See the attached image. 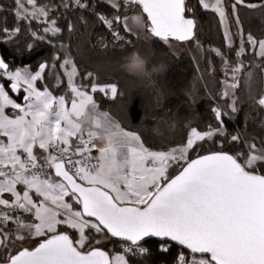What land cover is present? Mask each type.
Here are the masks:
<instances>
[{"label": "snow or ice", "instance_id": "snow-or-ice-1", "mask_svg": "<svg viewBox=\"0 0 264 264\" xmlns=\"http://www.w3.org/2000/svg\"><path fill=\"white\" fill-rule=\"evenodd\" d=\"M107 2L116 14L109 18L97 13V19L119 47L131 44L125 36L134 34L136 28H147L165 43L195 38L196 21L186 17V12L194 10L186 0H123V12L120 0ZM198 2L203 9L218 13L221 23L228 18L223 0ZM15 4L17 26L0 28V35L8 40L19 34V22L24 20L43 18L42 22L50 25L44 33L61 31L55 19H48L47 5L38 4V0H15ZM74 4L80 9L89 7L82 0H74ZM135 6L147 14L150 25L140 14H127ZM238 6L264 8L234 0L232 16L237 25ZM68 30H73L71 23ZM30 34L34 39H44L31 29ZM237 34L243 52V29ZM225 39L230 40L228 32ZM246 42L264 58V39L258 40L249 32ZM28 47L31 50L32 45ZM67 65H71L70 72ZM47 67L44 62L35 72L27 68L12 71L0 58V78L7 77L12 91L24 86L27 93L26 106H22L0 83V136L7 138L6 143L0 140V250L9 253L4 264H132L133 259L150 254L144 245L153 239L161 253H167L173 242L182 247L175 264H264V174L256 167L259 163L264 168V146L258 148L253 141L247 153L234 156L219 150L188 159V151L195 150L198 141L226 135L222 116L227 114L213 108L218 127L209 126L207 131L192 127L182 145L152 151L140 134L126 131L108 113L98 111L93 96L81 90L88 85L73 82L77 68L70 59L59 67L68 76L71 107H66L64 96H53L47 87L39 90L36 82ZM122 67L133 76L150 75L146 58L135 51ZM242 67L230 68L233 82L229 87L233 90L239 85L237 76ZM84 78L91 81L93 93L110 91L113 98L118 95L116 84L97 83L93 72ZM247 83L251 87V73ZM222 95L229 92L225 90ZM254 100L264 110V93ZM8 106L19 110L15 118L5 114ZM229 107L238 111L235 99ZM239 139L238 135L231 136L233 142ZM97 140L102 146L95 143ZM37 144L49 153L44 161L34 154ZM93 149L98 152L95 157L91 155ZM172 164L179 171L170 177ZM53 172L58 179L53 178ZM61 225L76 231L78 239L58 231ZM93 232L105 239L119 238L123 253L110 258L100 247L85 251ZM33 237L41 238L35 246L17 248L18 242Z\"/></svg>", "mask_w": 264, "mask_h": 264}, {"label": "trees", "instance_id": "trees-1", "mask_svg": "<svg viewBox=\"0 0 264 264\" xmlns=\"http://www.w3.org/2000/svg\"><path fill=\"white\" fill-rule=\"evenodd\" d=\"M224 1L230 40L225 39L220 19L214 10L203 9L198 0H186L194 10L186 12V17L196 21L195 38L182 42L184 47L175 54L158 38L152 36L148 42H144L135 33L125 36L131 44L117 46L109 30L98 21L96 15L103 13L111 18L116 14L107 0H82L89 5L84 9L76 7L74 0H38V4L50 8L48 19H55L56 27L61 31L55 35L44 33L43 29L50 25L43 23V18L20 21V32L13 39L8 40L0 35V56L9 64V69L27 68L36 71L41 63L47 62L49 67L42 74L43 78L37 81V86H45L56 96H64L67 100L71 99L70 91L65 83L64 68H60L59 64L66 58L70 59L77 68L74 77L76 84L88 85L81 89L91 92L97 108L108 113L126 131L140 134L145 146L154 151H167L182 145L192 127L200 131H207L209 126L218 127L212 109L219 108L227 114L222 116L226 135H213L205 141H198V147L189 150L187 157L193 159L219 150L235 156L246 150L241 141L231 140V136L239 131L253 137L260 147L264 146V110L254 100V97L258 99L264 93V58L257 55L256 49L246 42L249 32L257 39H264V8L238 6L240 24L237 25L231 8L234 0ZM253 1L258 6L264 5V0ZM245 2L253 4L252 0ZM120 3L123 12V1L120 0ZM64 4L69 7L65 8ZM15 9V0H0V28L12 29L17 26ZM134 13H141L138 6L127 14ZM69 23L73 25L72 31L68 30ZM240 28L243 29L245 40L243 52L241 36L237 34ZM30 29L44 39H34ZM121 35H125L122 29ZM233 39L237 43L232 42ZM29 44L32 45L31 50ZM134 50L146 56L149 76L137 77L123 70L125 58ZM237 64L243 67L237 76L239 85L234 89L238 111L232 112L229 98L222 94L230 68ZM154 67L159 70L153 72ZM88 72L97 76L99 84H116L118 95L113 98L108 92L93 93L91 81L84 78ZM249 73L252 74L251 87L247 83ZM2 74L0 72V76ZM0 82L9 94L14 95L8 79L0 78ZM256 167L259 174H264V168L259 164ZM178 171V166L172 164L168 175L174 176ZM58 231H66L74 239L76 237L75 231L64 225L59 226ZM91 236L94 241L100 235L93 232ZM108 241L110 247L105 248V251L109 256L121 250L120 241L113 238ZM25 242H18L17 248ZM144 246L150 249V254L133 259L132 264H175V258L182 251L171 244L167 253H161L154 239ZM88 248L87 245L84 250ZM15 250L11 249L12 252ZM8 255V252L0 250V262H5Z\"/></svg>", "mask_w": 264, "mask_h": 264}, {"label": "rangeland", "instance_id": "rangeland-1", "mask_svg": "<svg viewBox=\"0 0 264 264\" xmlns=\"http://www.w3.org/2000/svg\"><path fill=\"white\" fill-rule=\"evenodd\" d=\"M252 3L253 4H256V1H253L252 0ZM233 4V3H232ZM223 7H224V9H225V11L227 10V7L225 6V1L223 0ZM232 8V7H231ZM209 10H212V9H210L209 8ZM137 14H140L141 15V13H134V14H131V15H129V16H132V15H137ZM217 15H218V13H217ZM218 17H219V15H218ZM142 18H143V20H144V22L147 24V21H146V19L144 18V16H142ZM219 19H220V17H219ZM220 22H221V20H220ZM129 25L130 26H132V22H131V20H129ZM221 26H222V30H223V33L225 34L226 32H228L229 33V31H228V28H227V24H226V20L223 22V23H221ZM135 34H137V35H139V37L141 38V40H143L144 42H148L151 38H152V35L150 34V32L148 31V29L147 28H143V29H141V28H136L135 29V32H134ZM259 40V39H258ZM232 42H234V43H237V41H236V39L234 40H232ZM167 45H168V47L170 48V50L173 52V53H177L178 51H179V49L183 46L184 47V43H182V42H178V41H176V40H171L170 39V41L168 42V43H166ZM135 51V50H134ZM134 51H132V52H134ZM256 51V53L258 52V49H256L255 50ZM131 52V53H132ZM135 52H137V53H139V55L140 56H142L143 58H146V56L145 55H143L140 51H138V50H136ZM130 53V54H131ZM146 61H147V58H146ZM238 65H240V64H237L236 66H238ZM235 66V67H236ZM148 67V66H147ZM66 68H67V71H71V65H67L66 66ZM17 69V68H16ZM16 69H9V70H12V71H14V70H16ZM21 69H24V68H21ZM37 71V70H36ZM32 72H35V71H32ZM229 74V77H228V80L225 82V84H224V90L223 91H225V90H227L228 92H229V95L228 96H226V97H228L229 98V100H230V104H232L233 103V100H234V90L233 89H231L230 87H229V84H231L233 81H232V73L231 72H229L228 73ZM63 75H64V79H65V83H66V85H67V88H68V90L70 91V98L71 99H69V100H67V98H65V101H66V107H68V108H70L71 107V100L73 99V94L71 93V90H70V88L68 87V76L67 75H65V69H63ZM5 78L7 79V77L5 76ZM73 82L76 84V82H75V78H73ZM0 83H2V82H0ZM3 84V83H2ZM9 85H10V82H9ZM77 85V84H76ZM78 86V85H77ZM36 87L39 89V90H44V88H45V86H43V87H39V86H37V82H36ZM7 90V89H6ZM49 90V89H48ZM81 90H83V89H81ZM8 91V90H7ZM12 91V90H11ZM50 91V90H49ZM83 91H86V90H83ZM13 92V94L14 95H11V94H9V96H10V98L11 99H13L16 103H18V104H21L22 106H26V101H25V99H24V97L27 95V93L24 91V86H21L20 87V89H19V91H12ZM51 92V91H50ZM88 92V94L89 95H91V92L90 91H87ZM8 93H9V91H8ZM52 93V92H51ZM52 95L53 96H55V97H60V96H56L55 94H53L52 93ZM54 107H55V105H54ZM98 109V108H97ZM98 111L99 112H103V111H101V110H99L98 109ZM5 114L7 115V116H9V117H12V118H15V116L17 115V114H19V110L18 109H13L11 106H8V107H6L5 108ZM190 131V130H189ZM189 131H188V133H189ZM188 133H187V136H188ZM235 135H238L239 137H240V139H239V141H241L244 145H245V153H247V151H248V144L249 143H251V142H255L256 144H257V147L259 148L260 146L258 145V143H257V141L253 138V137H250V136H248V135H246L243 131H239L238 132V134H235ZM0 137H2V139L1 140H3L5 143L7 142V138L6 137H3V136H0ZM85 139H87V137H85ZM187 139V138H186ZM37 149L38 151H39V157L38 158H40L41 159V161H44L47 157H48V152H46L45 150H43V149H40L39 148V146H38V144L36 145V146H34V149ZM33 149V150H34ZM94 150V151H93ZM92 151L93 152H91V154H93L92 156H97L96 154H95V150L96 149H93ZM152 151H154V150H152ZM97 152V151H96ZM35 155H36V153H34ZM259 164V163H258ZM73 171H74V169H73ZM53 178L54 179H57V178H55L54 177V174H53ZM20 186H18V188H19ZM9 194H5V196H8ZM67 199V198H66ZM74 202V201H73ZM75 207V206H74ZM59 229V228H58ZM75 233H76V237H75V239H78V233L75 231ZM40 238H36V237H33V238H30V239H28V240H26V242L22 245V247H33V246H35V244L38 242V240H39ZM97 240H99V241H101V243L100 244H96L95 243V241H97ZM100 247L101 249H104L105 250V248L107 249V247H110V244H109V241H108V239H105V237L103 236V235H100L99 237H97L94 241H92L91 242V244L90 245H88V247L90 248V247ZM120 246H121V250H119V251H116L115 253H113L111 256H110V258H112V257H114V256H116L117 254H122L123 253V244H122V242H121V244H120ZM88 248V249H89Z\"/></svg>", "mask_w": 264, "mask_h": 264}, {"label": "water", "instance_id": "water-1", "mask_svg": "<svg viewBox=\"0 0 264 264\" xmlns=\"http://www.w3.org/2000/svg\"><path fill=\"white\" fill-rule=\"evenodd\" d=\"M122 1H123V0H122ZM138 7H139V6H138ZM140 12L142 13V9H141V8H140ZM142 15L145 16V18H146V20H147V14H146V13H142ZM147 22H148V25H150V21L147 20ZM178 42H182V41H178ZM183 42H184V41H183ZM0 58H1V56H0ZM0 72L3 73V70H0ZM205 155H207V154H205ZM195 158H197V157H195ZM195 158H193V159H195ZM53 174H54V172H53ZM57 179H58V178H57ZM113 239L120 241L119 238H113ZM120 242H121V241H120ZM172 245L177 246L178 248H181V249H182V247L179 246L178 244H176L175 242H173ZM102 250H104V249H102ZM104 251H105V250H104ZM109 257H110V256H109ZM0 264H4V262H0Z\"/></svg>", "mask_w": 264, "mask_h": 264}, {"label": "crops", "instance_id": "crops-1", "mask_svg": "<svg viewBox=\"0 0 264 264\" xmlns=\"http://www.w3.org/2000/svg\"><path fill=\"white\" fill-rule=\"evenodd\" d=\"M108 95L111 96L110 91H108ZM111 97H112V96H111ZM1 139H2V137H0V140H1ZM95 143H96L98 146H102V143H103V142L97 140V141H95ZM33 151H34V153H36V155L39 157V151H38L36 148H35ZM93 151H94V150H93ZM93 151H92V152H93ZM95 154L98 155V152H96V150H95ZM91 155H93V154H91ZM39 159H40V158H39ZM40 160H41V159H40Z\"/></svg>", "mask_w": 264, "mask_h": 264}, {"label": "clouds", "instance_id": "clouds-1", "mask_svg": "<svg viewBox=\"0 0 264 264\" xmlns=\"http://www.w3.org/2000/svg\"><path fill=\"white\" fill-rule=\"evenodd\" d=\"M141 58H143V57L141 56Z\"/></svg>", "mask_w": 264, "mask_h": 264}]
</instances>
